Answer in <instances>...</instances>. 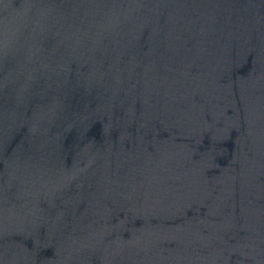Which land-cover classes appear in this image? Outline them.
<instances>
[{
  "label": "water",
  "instance_id": "1",
  "mask_svg": "<svg viewBox=\"0 0 264 264\" xmlns=\"http://www.w3.org/2000/svg\"><path fill=\"white\" fill-rule=\"evenodd\" d=\"M0 264H264V0H0Z\"/></svg>",
  "mask_w": 264,
  "mask_h": 264
}]
</instances>
